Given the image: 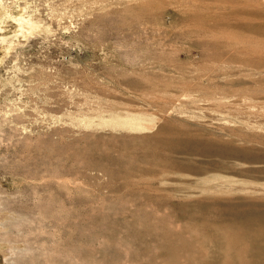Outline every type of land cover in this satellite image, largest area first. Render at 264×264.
Wrapping results in <instances>:
<instances>
[{"label": "rangeland", "instance_id": "1", "mask_svg": "<svg viewBox=\"0 0 264 264\" xmlns=\"http://www.w3.org/2000/svg\"><path fill=\"white\" fill-rule=\"evenodd\" d=\"M208 2L0 0V264H173L169 232L192 239L264 212V61L187 59L182 48L214 21L196 14ZM164 85L171 94L153 91Z\"/></svg>", "mask_w": 264, "mask_h": 264}, {"label": "bare ground", "instance_id": "2", "mask_svg": "<svg viewBox=\"0 0 264 264\" xmlns=\"http://www.w3.org/2000/svg\"><path fill=\"white\" fill-rule=\"evenodd\" d=\"M114 1L126 2V8L128 10L129 9H132V10L140 9L141 7L151 8L153 10L154 9L161 10L162 9L161 4L163 5L164 3H166V1L169 3L170 6H173V8H176V10H181V11L185 10L184 7L179 5V3L181 4L185 0H114ZM194 1H197L198 3V0H194ZM211 1H214V2H211V3L208 2L206 5L197 4V8H198L197 13H196L198 15L197 17H201V14L205 13L210 16H215V18H214L213 23L211 25H208V27H205L203 24H201L200 25L201 27L195 31L196 33H198L200 38L197 39L194 44L188 45L182 48V50L185 52L187 59L188 60L190 59L191 62L195 63L194 59L199 57V59H201L203 63L216 64V63L225 62L226 59H223L224 55H227L226 57L233 59L240 55H253L254 53H257V54L260 53L258 57L259 59L261 58L262 61H264V37L260 36V33L264 32V0H211ZM215 1H221L226 4H230L229 5L230 7L217 6V4H215ZM229 13L246 14L252 17H260V18H263V21H257V20L231 21V20H227L224 18V15L229 14ZM196 14L194 16H196ZM216 17H220V18H216ZM28 23L32 27H35L37 25L34 21H31V20H29ZM148 39L154 40L158 44L163 43L162 42L163 39L160 37L156 38L155 36H150L148 37ZM208 49H213V50L210 52L208 51ZM230 50H232L231 51L232 53L230 52ZM254 68L257 69V71H259L260 73H263L264 72L263 70L264 62H261L258 64L256 63ZM153 91L154 92L161 91V92H164L165 94L172 93V90L166 85L155 87ZM180 91L183 92L185 96L187 97L189 96L191 98V101L195 104L205 103V101H208L209 103L210 102L212 103L223 102L222 96L202 95L201 93H197V92L191 93L185 89H181ZM161 111L163 110H160V112ZM128 122H129V118H128ZM127 123H125V125ZM128 124L130 125V123ZM135 125H133L134 127L131 126L132 129L136 128L137 125L136 126ZM139 127L140 126H138V128ZM152 143H154V141ZM161 154H163V152ZM167 155L169 154L167 153ZM109 169L105 167L104 168L97 167L94 170H96L97 172H103L105 174H109L110 173ZM186 192H189V191H186ZM198 192L208 193L209 189L202 188ZM262 203L264 202L262 201ZM2 208L3 207H0L1 210ZM21 213L22 212H19L18 215L19 214L21 215ZM18 221L19 219L13 222V224L14 223L16 224ZM10 222L11 221L7 223L10 224ZM5 225L7 226L8 224L4 223V226ZM171 227L173 228V226ZM172 228L171 230L174 229ZM198 228L200 227L198 226ZM195 230L198 231L197 229ZM183 234L169 232L168 235L171 238H166L162 241V246L166 248V250L169 251V253H172V256L168 258L169 263L174 262L173 264H180L181 261L179 260L178 262L176 257L179 255L180 251L184 250L193 256H196V253H198V255L192 261L190 259L191 262L187 264H264V212H262L261 210L255 207L250 208L246 212H237L236 214L232 215L231 218H229L228 220L221 221L220 223H218V225L215 226L214 228H209L208 230L206 229L202 234L192 236V239L183 237L182 236ZM4 235H7V233ZM0 238L1 240H4L3 237L0 236ZM172 239L177 240V243L175 245ZM197 241L199 242V244L196 243ZM10 250L12 251V249ZM21 256L22 255H20V258L18 257L19 259L17 257L15 258L13 257L14 259H12L11 258L12 256L10 258L12 260H16L19 263L23 264L22 262L24 261L21 262V260H25V258ZM63 260L65 261V258H63ZM49 261L51 262L47 261V263L54 264L55 262L54 260L52 261V259H50ZM55 264H58V262H55ZM60 264H65V263H60Z\"/></svg>", "mask_w": 264, "mask_h": 264}]
</instances>
